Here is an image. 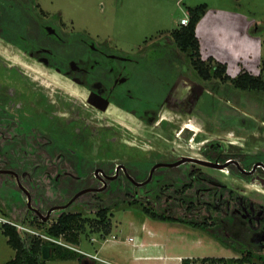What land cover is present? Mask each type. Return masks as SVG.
Segmentation results:
<instances>
[{
    "label": "flooded vegetation",
    "instance_id": "1",
    "mask_svg": "<svg viewBox=\"0 0 264 264\" xmlns=\"http://www.w3.org/2000/svg\"><path fill=\"white\" fill-rule=\"evenodd\" d=\"M36 1L0 0V187L17 194L0 197V205L24 210L20 224L6 218L1 225L14 226L22 238L27 233L45 236L42 227L61 216L88 218L80 207L93 213L92 221L99 219L98 210L107 209L106 222L113 209L131 208L133 196L144 206L159 207L171 188L167 176L178 168L186 182L171 189L168 200L182 207L185 200L189 217L195 208H218L201 200L204 188L195 187L194 196L189 192L194 181H207L201 168L264 183V152H231L229 157L219 143H210L205 129L188 127L202 124L200 118L191 119L194 114L208 116L206 84L216 80L204 79L189 56H166L161 42L126 52L88 33L82 38L61 13H47ZM161 133L167 143L202 141V157L178 154L181 145L163 152ZM118 154H125L119 162ZM235 154L239 159L234 160ZM157 164L162 166L146 182ZM238 197L222 201L218 196L227 211L218 222L217 237L235 257L217 258L224 261L216 264H240L232 260L241 254L235 250H242L241 244L264 255V206ZM94 232L110 234L102 227Z\"/></svg>",
    "mask_w": 264,
    "mask_h": 264
},
{
    "label": "rangeland",
    "instance_id": "2",
    "mask_svg": "<svg viewBox=\"0 0 264 264\" xmlns=\"http://www.w3.org/2000/svg\"><path fill=\"white\" fill-rule=\"evenodd\" d=\"M36 2L47 13H61L69 28L72 25L75 31L82 34V38H86L88 33L126 52L136 51L145 44L161 42V49L162 47L167 49L166 56L170 52L173 56H184L174 42H171L169 34L180 26L181 18L187 16L185 13L187 7L206 4L205 13L208 15L197 32L201 42V58L212 56L215 61L226 63V72L231 78L236 77L241 71H247L254 76L262 73L260 65L264 58V0H37ZM213 86L215 89H212ZM206 88L208 116L194 114L193 118L190 117L193 121L194 119L199 121L198 118L202 120V124L199 122L201 126L196 128L201 131L205 129L210 143H219L226 155L230 154L227 155L229 157L232 155L231 152L253 153V155L264 152V93L241 91L234 89L228 82L222 83L217 80H211L206 84ZM161 136L163 152L172 150V146L178 148L181 145L183 148L179 149L178 154L202 157L203 153L199 151L202 141L195 140L194 143L187 141L185 144L175 140V143H167L164 141V139L169 140L167 135L161 133ZM151 138L156 142L159 139H153V135ZM153 144L149 145L154 147ZM124 155L118 154L114 157H118L119 162ZM236 158L239 159L238 154H235L234 160ZM151 159L147 158V160ZM156 160L157 158L154 159ZM201 170L207 181L198 183L194 181L193 188L189 192L194 196L195 187L204 188L206 191L202 189L199 191L201 200L217 203V210L202 206L195 208L189 217L184 209L185 200L183 207L168 200L171 198L169 194L172 192L171 189L186 182L180 168L172 170L167 176L166 182L171 185L170 191L166 190L160 199L161 206L157 205L155 209L161 211L166 206L168 213L178 218L218 223L227 211L224 202L218 200L219 194L223 196L222 201L232 200L235 195L237 197L241 195L247 201H258L264 206V183L259 181L261 179L252 177L245 180L226 170L224 172L206 168ZM214 193L216 198L212 197ZM5 195L11 199L17 198V194L12 190L0 187V197L3 198ZM230 205L229 210H232L234 204ZM124 207L120 206L112 210L109 235L102 237L91 228L79 235V244L74 247L80 251L77 259H51L44 260L42 264H183L185 259L190 261L189 264H211L203 263L202 259L235 257L221 247V241L217 237L219 225H215L210 230L214 234L211 235L202 229L190 228L186 224L157 222L148 219L137 208ZM80 209L83 217H93L92 210L88 213L86 207ZM0 210L9 216L0 212V219H12L13 222L20 224L23 209L15 210L0 205ZM30 234L27 233L28 236L24 234L26 237L24 241L28 242ZM128 238H132V241L129 242ZM14 256L15 251L8 245L7 238L2 233L0 220V264H5Z\"/></svg>",
    "mask_w": 264,
    "mask_h": 264
},
{
    "label": "trees",
    "instance_id": "3",
    "mask_svg": "<svg viewBox=\"0 0 264 264\" xmlns=\"http://www.w3.org/2000/svg\"><path fill=\"white\" fill-rule=\"evenodd\" d=\"M206 10V4H199L194 7L186 8L188 24L186 26H180L170 32V37L176 48L182 54L190 57L194 68L204 79H211L213 77L218 82L230 83L234 89H239L241 91H259L264 93V58L262 59L260 65V71L262 73L254 76L247 71H241L234 78H231L227 74L225 64L217 62L213 58H208L206 61L201 59L200 45L198 39L196 38L195 30L199 20L204 16ZM204 65H207L208 68L204 67ZM152 194L153 193H149L148 195H151L152 197ZM135 197L136 196L130 198L129 205L127 207L139 209L147 218L151 220L162 222L179 221L183 222V224H186L190 228L202 229L206 232L213 229L215 225H220L214 221H210L209 223L206 220L198 222L191 218H178L175 220L174 217L168 213V207H163L162 212H159L155 209V207H151L149 203L144 206L142 203L137 202ZM189 209H191V207H188L186 210L188 211ZM107 212V209L98 210L96 214L99 219L96 221H92L89 218L82 219V216L79 213L61 216L57 222L52 223L48 227H42V233L52 239H59L61 237L65 242L71 244L73 247H76L79 244V235L83 234L88 228H91L93 229L92 231H94L95 228L102 227L106 234L110 232V222H106V218L108 216ZM1 226L2 233L7 238L8 245L15 251V256L5 264H42L44 260H73L77 259L80 255V252L44 239L40 235L30 234L31 236H29L28 242H26L24 241L26 237L22 238L14 226L9 224H3ZM241 231L243 232L244 229L242 228ZM209 234L213 235L212 232H209ZM241 246H243L241 247L242 250L234 248L236 252L241 254L238 258L232 261L240 264H250L252 262L255 264H264V255L246 251L247 249L245 246L243 244H241ZM245 251L247 254H245ZM223 261L224 260L222 259H202L203 263L208 262L211 264ZM189 263L190 261L188 259L183 261V264Z\"/></svg>",
    "mask_w": 264,
    "mask_h": 264
},
{
    "label": "built area",
    "instance_id": "4",
    "mask_svg": "<svg viewBox=\"0 0 264 264\" xmlns=\"http://www.w3.org/2000/svg\"><path fill=\"white\" fill-rule=\"evenodd\" d=\"M187 24H188V17L186 16V17L181 18V20H180V26H186ZM33 234H34V233H33ZM41 237L44 238V239L50 240V241H52V242H54V243L60 244V245H62V246H64V247H67V248H69V249H73V250H75V251H77V252H80V251H78L76 248H74V247H72V246H69V245H66V244H63V243H61V242L58 241V240H55V239H52V238H49V237H45V236H41ZM128 241H129V242L132 241V238H128ZM81 254H84V253H81Z\"/></svg>",
    "mask_w": 264,
    "mask_h": 264
},
{
    "label": "water",
    "instance_id": "5",
    "mask_svg": "<svg viewBox=\"0 0 264 264\" xmlns=\"http://www.w3.org/2000/svg\"><path fill=\"white\" fill-rule=\"evenodd\" d=\"M194 162H197V163H203L202 161H196V160H193ZM181 162H179V163H175V164H169V165H165V166H168V167H174V166H177V165H179ZM203 164H205L206 166L208 165V166H212L213 164L212 163H208V162H204ZM160 166H162L161 164H157V165H154L152 168H151V170H150V172H149V175H148V178H147V180H146V182H148L150 179H151V176H152V173H153V171L156 169V168H158V167H160ZM220 169L222 168V167H219ZM78 196V195H77Z\"/></svg>",
    "mask_w": 264,
    "mask_h": 264
},
{
    "label": "crops",
    "instance_id": "6",
    "mask_svg": "<svg viewBox=\"0 0 264 264\" xmlns=\"http://www.w3.org/2000/svg\"><path fill=\"white\" fill-rule=\"evenodd\" d=\"M186 13V12H185ZM186 15H187V13H186ZM208 14H204V16L199 20V22H198V24H197V26H196V30H195V35H196V38L198 39V41H199V45H200V55H201V57H202V53H201V42H200V40H199V36L197 35V32H198V28L201 26V24H202V22L204 21V19L206 18V16H207ZM180 27V26H179ZM213 58L212 56H207V58ZM207 58H205V59H207ZM203 59V58H202ZM205 59H203V60H205ZM214 59V58H213ZM221 63V62H220ZM224 64H226V63H224Z\"/></svg>",
    "mask_w": 264,
    "mask_h": 264
},
{
    "label": "bare ground",
    "instance_id": "7",
    "mask_svg": "<svg viewBox=\"0 0 264 264\" xmlns=\"http://www.w3.org/2000/svg\"><path fill=\"white\" fill-rule=\"evenodd\" d=\"M9 50H10V49H9ZM17 51H18V50H17ZM18 61H19V60H18ZM23 65H24V64H23ZM22 73H23V72H22ZM28 79H29V78H28ZM30 80H31V79H30ZM34 84H35V83H34ZM43 87H44V86H43ZM77 92H78V91H77ZM58 100H59V99H58ZM137 119H138V118H137ZM148 126H149V125H148ZM186 126H187V125H186ZM186 126H185V127H186ZM154 127H155V126H154ZM188 127L192 128V129H193L194 131H196V132H200V130L197 129V128H196V125H194V124H193V125H190V124H189ZM163 134H165V133H163ZM198 134H199V133H198ZM192 135H193V134H192ZM170 137H171V136H170ZM172 138H173V137H171V139H172ZM197 138H198V137H197ZM171 141H172V140H171ZM191 154H192V153H191ZM192 155H193V154H192ZM195 155H197V154H195ZM187 157H188V156H187ZM252 184H253V183H252Z\"/></svg>",
    "mask_w": 264,
    "mask_h": 264
}]
</instances>
